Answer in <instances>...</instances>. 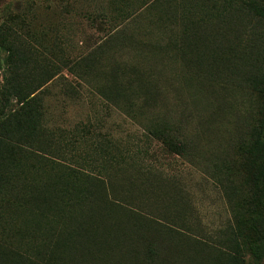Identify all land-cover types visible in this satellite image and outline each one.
Returning <instances> with one entry per match:
<instances>
[{
    "label": "trees",
    "instance_id": "16d2710c",
    "mask_svg": "<svg viewBox=\"0 0 264 264\" xmlns=\"http://www.w3.org/2000/svg\"><path fill=\"white\" fill-rule=\"evenodd\" d=\"M121 2L126 4L122 13L118 10L116 16L107 18L98 13L90 19L99 25L109 23L108 33L72 65L67 58L65 62L59 46L51 49L42 37H23L13 30L9 36L8 30L4 33L6 26H0V46L6 53L0 85V211L6 207L9 211L5 212L19 211L38 219L30 250L8 242V234L0 236V264H66L65 249L78 250L84 242L94 240L105 244L106 251L115 241L120 249L113 264H264V0L113 3ZM239 45L237 66L241 70L232 77L237 82L227 92L215 89L222 81L219 77L227 73L230 57H239ZM123 52L130 56L125 63L117 61ZM176 60L186 68L202 69V73L193 71L178 81L163 75L161 66ZM61 67H67L103 101L132 119H143L147 138L197 167L203 155L206 159L205 145L193 139L180 120H167L161 111L165 95L174 92L180 98L177 91L181 89L190 92L197 103L216 101L217 110L226 115L230 94L235 100L231 108L242 105L240 117L245 126L236 128L226 141L222 132L217 133L220 138L216 141L224 143L227 153L223 151L216 161L211 156L213 162L205 160L206 173L221 187L230 213L215 240L183 235L167 208L159 214L162 222L151 221L118 198H109L104 180L73 168L62 156L50 155L54 151L56 156L62 146L53 145L41 95ZM68 85L76 89V84ZM26 161L44 173L45 180L34 184L21 180ZM97 173L101 175L100 170ZM117 211L133 220L110 224L106 217ZM83 214L94 217L89 227L79 223ZM6 224L5 232L16 231L15 222ZM122 224L127 228L122 229ZM23 226L32 225L24 221Z\"/></svg>",
    "mask_w": 264,
    "mask_h": 264
},
{
    "label": "rangeland",
    "instance_id": "374dc122",
    "mask_svg": "<svg viewBox=\"0 0 264 264\" xmlns=\"http://www.w3.org/2000/svg\"><path fill=\"white\" fill-rule=\"evenodd\" d=\"M114 1L116 0H0V26L2 24L6 26L4 33L8 30L9 36L13 30L23 37L29 34L33 35V39H36L35 35L42 37L44 45L51 49L59 46L65 62L67 58L72 65L92 51L108 33L109 23L99 25V21L93 22L90 19L96 17L98 13L106 15L107 18L108 15L116 16L118 10L120 13L123 12L122 8L126 4L121 2L115 5ZM1 39L2 37L0 41ZM240 50L241 45L237 50L239 57H230L231 64L226 68L227 73L223 75L225 77H219L222 81H218L215 89L223 88L227 92L228 87L237 82L232 77L241 70V66H237L241 61ZM120 55L122 57L118 56L117 61L123 63L130 57L125 52ZM47 56L53 58L51 55ZM5 59L6 53L0 46V85L5 70ZM160 70L163 75L174 81H178L185 74H193V71L199 75L202 73V69L199 71L186 68L178 60L161 66ZM58 73L41 95L43 118L53 138V145L62 146V149L56 150L58 153L56 156L54 151L50 155L56 158L62 156V159L73 168L104 180L109 198H118L120 202L123 201L143 213L151 221L162 222L159 221L161 220L159 214L167 208L171 210L169 212L171 218L175 220V227L185 232L183 235H197L206 241L215 240L214 238L220 235V230L226 226L230 213L221 187L206 173L209 170H205L207 166L205 160L213 162L211 156L214 160L221 159L220 154L223 151L227 153L224 143H219L220 139L216 141L220 138L217 133L222 132L224 135L222 140L226 141L225 138H231L236 128L239 130L245 126L240 117L241 113L244 114L241 111L242 105L237 109L231 108L235 100L230 94L229 101L226 102L229 106L224 111L226 115L217 110L216 101L197 103L190 92H182L181 89L177 91L182 94L180 98L174 97V92L165 95L161 111L165 112L167 120H180L190 135L194 136L193 139H200L205 145L203 151L206 159L203 155L197 167L179 156L168 153L152 138H147L143 131L145 123L143 119H132L122 109L103 101L75 74L69 73L67 67H61ZM68 83L76 84L74 86L76 89L73 90ZM240 97L250 99L247 95ZM124 110L126 111V108ZM186 118L188 120L184 121ZM196 134L199 135L196 137ZM204 136L206 142L202 139ZM216 147L218 148L213 150ZM31 165V162H25L23 167L27 170H22L21 180L30 184L45 180L44 173L37 172ZM98 170L101 171V175L97 173ZM233 176L236 177L237 174ZM78 205L73 208H78ZM5 211L9 210L1 207V238L8 234L10 235L6 239L8 242L18 244L17 247L22 250H30L37 237L32 231L38 219L24 216L19 211L16 213ZM107 219H110V224L117 221L126 224L133 220L122 211L108 215ZM93 220V216L87 217L83 214L79 223L89 227V222ZM24 221L29 222L31 228L23 226ZM12 222L16 224V231L5 232L3 227H9L6 223ZM121 228H127V225L122 224ZM180 239L186 241L182 236ZM114 242L112 241L111 249L108 251L105 244L95 240L84 242L78 250L65 249L64 262L113 264V256L120 249L114 246Z\"/></svg>",
    "mask_w": 264,
    "mask_h": 264
}]
</instances>
